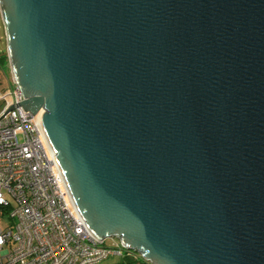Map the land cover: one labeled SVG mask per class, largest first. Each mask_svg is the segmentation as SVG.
Here are the masks:
<instances>
[{
    "label": "water",
    "instance_id": "obj_1",
    "mask_svg": "<svg viewBox=\"0 0 264 264\" xmlns=\"http://www.w3.org/2000/svg\"><path fill=\"white\" fill-rule=\"evenodd\" d=\"M18 103L101 243L264 264V0H0Z\"/></svg>",
    "mask_w": 264,
    "mask_h": 264
},
{
    "label": "built area",
    "instance_id": "obj_2",
    "mask_svg": "<svg viewBox=\"0 0 264 264\" xmlns=\"http://www.w3.org/2000/svg\"><path fill=\"white\" fill-rule=\"evenodd\" d=\"M23 101L13 81L0 93V264H99L131 252L90 233L45 137L42 111L31 115Z\"/></svg>",
    "mask_w": 264,
    "mask_h": 264
},
{
    "label": "rangeland",
    "instance_id": "obj_3",
    "mask_svg": "<svg viewBox=\"0 0 264 264\" xmlns=\"http://www.w3.org/2000/svg\"><path fill=\"white\" fill-rule=\"evenodd\" d=\"M6 53H7V40H6L4 23L0 12V57L4 56ZM11 81H12V74L7 61H5L0 66V93H3L8 88H10ZM3 108H4V103H0V113L3 111ZM6 198L9 201H12L8 195H6ZM1 226L3 228L8 226V222L6 219L1 221ZM112 241L113 239L106 240V245H111ZM119 262H120V258L110 257L109 259L99 264H118Z\"/></svg>",
    "mask_w": 264,
    "mask_h": 264
},
{
    "label": "trees",
    "instance_id": "obj_4",
    "mask_svg": "<svg viewBox=\"0 0 264 264\" xmlns=\"http://www.w3.org/2000/svg\"><path fill=\"white\" fill-rule=\"evenodd\" d=\"M5 61H7L8 63V58L6 54L0 57V66ZM118 264H147V263L144 260H142L137 254L127 252L126 255L120 258V262Z\"/></svg>",
    "mask_w": 264,
    "mask_h": 264
}]
</instances>
